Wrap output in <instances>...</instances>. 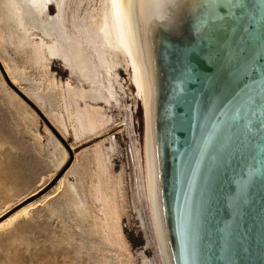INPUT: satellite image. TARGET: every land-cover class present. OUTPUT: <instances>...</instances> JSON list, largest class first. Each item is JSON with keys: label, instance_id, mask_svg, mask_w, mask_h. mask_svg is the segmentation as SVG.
<instances>
[{"label": "water", "instance_id": "obj_1", "mask_svg": "<svg viewBox=\"0 0 264 264\" xmlns=\"http://www.w3.org/2000/svg\"><path fill=\"white\" fill-rule=\"evenodd\" d=\"M123 100L156 264H264V0H33Z\"/></svg>", "mask_w": 264, "mask_h": 264}, {"label": "rangeland", "instance_id": "obj_2", "mask_svg": "<svg viewBox=\"0 0 264 264\" xmlns=\"http://www.w3.org/2000/svg\"><path fill=\"white\" fill-rule=\"evenodd\" d=\"M3 8L0 7L1 15ZM3 24L16 36H12L13 40L22 35L20 26ZM7 27L3 29L8 31ZM9 33L5 35L12 40ZM35 33L34 38H40ZM12 42L0 49V264H156L132 201L122 99L117 97L119 105L111 107L98 104L104 114L113 117V122L99 134L87 135L76 142L70 136V126L69 134H61L31 97L40 89L39 94L46 97L51 108H58L59 88L52 89L49 75L31 67V57L26 51L19 53L12 48ZM60 65L61 62L52 61L51 68L55 77L64 82L68 72ZM34 128L43 135L44 128L48 129L51 141L57 140L59 146L44 140L42 145L38 144L30 132ZM109 136L115 145L107 154L106 168L101 164L103 149L99 152L95 147ZM70 185L82 194L84 208L75 204ZM103 185H107V190ZM95 186L105 191L106 197L102 191L98 193V196L103 193L101 199L105 201L94 198ZM28 205L32 206L24 214L1 228Z\"/></svg>", "mask_w": 264, "mask_h": 264}, {"label": "bare ground", "instance_id": "obj_3", "mask_svg": "<svg viewBox=\"0 0 264 264\" xmlns=\"http://www.w3.org/2000/svg\"><path fill=\"white\" fill-rule=\"evenodd\" d=\"M3 6L5 8H3ZM0 7H2L5 10L4 14H2V15L0 14V49L1 48L3 49L5 44H9L11 41L14 42V40L16 39L14 43L12 42V45L10 44L11 46H13L12 48H14L19 53L26 51L25 53L28 54L32 59V61H31L32 66L31 67H33L36 70L43 72V74H45L46 76L49 75V78H50L49 82L53 86L52 87L50 85L52 89L54 87L59 88V93L57 94L58 108L57 107L51 108L50 102L48 100H46V97L44 98L43 95L41 96L39 94L40 89H37L36 93L35 92L32 93L31 97L35 101V103H37L39 105V107H41L44 110V112L47 114V117L59 129L61 134L65 135L66 133L67 134L70 133L68 131V125H69L71 130H72V133H71L72 135H70V136H72L75 141L76 140L81 141V140H83V138H86L87 135L89 136L90 134L91 135L92 134H99L103 130V128H105L106 125H109L110 123H112L114 120L113 117L107 116L106 114H104L103 108L100 107L98 104L102 103L105 106L111 107L112 104H118L116 101L118 96H116L114 93H112L111 91H109L108 89L103 87L101 84H99L98 82H96L95 80L90 78L88 75H86L82 71V69L79 67L77 62L74 60L72 55L69 53L67 48L64 46V44L54 35L49 24L46 22V20L40 14L38 9L35 7L33 0H0ZM2 12H3V10H2ZM30 22H34L33 24H35V25L32 24L34 27H37L39 25L40 28L32 27V25H29ZM3 23H5V25H6V23L7 24L13 23L16 25L15 26L16 28H19V26H20V28L22 29V32H21L22 35L21 36L18 35L19 38L18 39L14 38V40H13V37L15 35H11V33H12V32H10L11 30L9 31L8 27L4 26ZM36 23H38L37 26H36ZM1 25L4 27H7L6 30H8L10 33L8 31H5V29H3L4 27L1 28L2 27ZM2 29L5 31V33L6 32L9 33L11 35V37L13 36L12 40H11V38H7L8 35L7 34L5 35V33H4V35L7 39L4 38ZM35 32H37V33H35ZM33 33H35L37 35L39 33L41 35L40 38L35 39ZM18 34H20V33H18ZM6 46H8V45H6ZM52 61L61 62L64 69L67 70L68 76L66 77L64 82L59 81L55 77V75L53 74L52 68H51ZM62 65H60V66H62ZM63 67H62V69H63ZM8 69H10V68H8ZM15 69H16V67H15ZM19 74L20 73H18V75ZM21 75H22V72H21ZM73 80L75 81V83L72 82ZM79 102H82L81 103L82 105H80ZM66 121H68L67 125L65 123ZM107 127H109V126H107ZM35 129L36 128H34V132H32V131H30V132L38 144H41L42 140H44L43 142H45V141L52 142L51 139L53 137H52V135L48 129L44 128V130H43L44 135L41 133H38V130H35ZM107 130H108V128H107ZM104 131H105V129H104ZM102 134L104 135L105 133H102ZM101 135H98V136L100 137ZM51 144H54V146L55 145L59 146V142L57 140H54ZM107 144H108L107 147H103V145H107ZM96 145L98 147H95V149H97V150H99L100 148L103 149L102 151L104 153L102 152V154H104V158H103L101 164H103L102 165L103 167L107 168V165H108V164H106V160L108 161L107 154H108L109 150L113 149V147L115 145L114 141H113V137L112 136L106 137V138L98 141V143ZM99 152H101V151L99 150ZM92 153H94V152H92ZM66 158H67V154H66V152H64L63 160H66ZM97 158L100 159L101 157L98 156ZM63 162H65V161H63ZM100 162H98L97 166L99 165ZM107 163H109V162H107ZM75 168H76V166H75ZM100 169H101V167H100ZM100 171H102V170H100ZM102 172L100 174H102ZM104 172H105V169H104ZM99 178H102V177H99ZM97 181H99V180H97ZM101 182H103V181L101 180ZM62 183H63V180H61L59 182V187L62 185ZM66 185H68V184H66ZM97 185L98 184H96V186ZM106 186L103 187L104 190H107ZM98 187H96L95 189L93 188L94 189V198L97 200L101 199V197L103 196V193L105 192V191L103 192V190H101L103 192V193H101L102 196L101 195L98 196L99 195L98 193L100 191V189H98ZM105 187H106V189H105ZM108 188H110V187H108ZM77 189L75 186L70 185V190L72 193L71 197L75 201V204L77 206H79V208L81 207V209H82V207L83 208L85 207L86 202L83 199V196L81 197L82 194H80V193H79L80 195L78 194L79 191L77 192ZM106 193L108 194L109 192H106ZM111 193H113V192H111ZM98 197H100V198H98ZM104 197H106V194ZM102 199H104V198L102 197ZM102 199H101V201H102ZM107 200H108V198H107ZM103 201H105V200H103ZM31 206L32 205H30V206L28 205V207L26 206L25 208H23L19 212L15 213L10 219H7V221L2 224L1 228L5 225L11 224V222L15 218L19 217L21 214H24L27 211V209Z\"/></svg>", "mask_w": 264, "mask_h": 264}, {"label": "snow or ice", "instance_id": "obj_4", "mask_svg": "<svg viewBox=\"0 0 264 264\" xmlns=\"http://www.w3.org/2000/svg\"><path fill=\"white\" fill-rule=\"evenodd\" d=\"M114 2H117V0H114ZM128 2H129V5L131 6L133 3V0H128Z\"/></svg>", "mask_w": 264, "mask_h": 264}]
</instances>
